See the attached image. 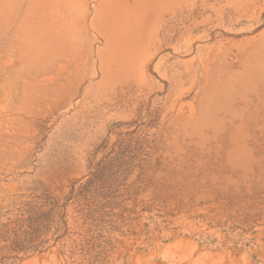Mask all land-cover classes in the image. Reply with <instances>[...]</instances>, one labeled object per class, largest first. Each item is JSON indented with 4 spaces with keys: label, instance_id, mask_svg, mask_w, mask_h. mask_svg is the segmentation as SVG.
I'll return each mask as SVG.
<instances>
[{
    "label": "rangeland",
    "instance_id": "obj_1",
    "mask_svg": "<svg viewBox=\"0 0 264 264\" xmlns=\"http://www.w3.org/2000/svg\"><path fill=\"white\" fill-rule=\"evenodd\" d=\"M0 264H264V0H0Z\"/></svg>",
    "mask_w": 264,
    "mask_h": 264
}]
</instances>
